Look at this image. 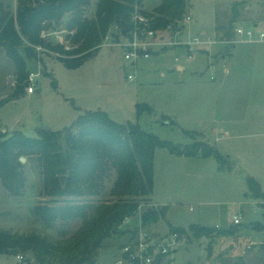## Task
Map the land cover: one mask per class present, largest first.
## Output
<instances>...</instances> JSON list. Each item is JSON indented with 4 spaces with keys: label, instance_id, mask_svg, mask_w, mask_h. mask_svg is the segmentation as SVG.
Wrapping results in <instances>:
<instances>
[{
    "label": "rangeland",
    "instance_id": "obj_1",
    "mask_svg": "<svg viewBox=\"0 0 264 264\" xmlns=\"http://www.w3.org/2000/svg\"><path fill=\"white\" fill-rule=\"evenodd\" d=\"M17 2L0 0L13 18ZM96 2L89 0L86 8L85 15L90 19L94 17ZM188 2L186 13L190 14L191 21L184 24L176 37L171 33L164 35L182 45L194 38L212 42L205 46L206 49L196 52L192 59L186 57L182 47L174 46L147 60H139L134 68L130 67L124 61L122 48L117 47L121 39L119 29L112 26L95 55L80 67L67 69L60 61L71 58L72 49L67 39L70 35L62 26L68 18L65 15L61 19L62 25L42 34V38L52 46H61V51L36 48V60L28 63L30 73L36 75L33 93L27 91L28 74L24 94L0 107V144L8 140L14 131L38 138L36 132L41 127L58 132L72 125L85 112L100 111L119 125L137 124L160 140L183 147L205 141L222 157L224 167L218 174L209 166L199 167L196 162L187 169H183L185 166L181 164L170 165L164 159L165 156L171 158L170 153L158 148L156 170L160 171V180L164 178L159 193L168 197L156 206L151 200L143 201L138 214L122 224L121 232L104 241L98 256L99 264L113 263L125 241L138 235L140 212L158 207H164L167 213L164 219L141 228L149 237L160 238L171 233L173 227L184 229L190 236L189 239L184 236L180 249L172 258L163 259L161 264H236L247 250L245 258L254 263L259 247L264 243V231L251 226L254 222L263 221L259 204L264 200L252 199L245 194L246 176L254 177L264 194V127L243 130L233 139L223 132L218 136L219 143L214 142L211 134V129L218 127V122L226 116V97L224 100L220 97V104L216 98L218 87L224 83L219 77L224 65L231 70V76L226 80L231 87L230 97L227 98L233 108L228 112L230 117L243 120L256 110L264 112V42H253L234 32L236 27L244 31L250 29L254 32L253 38L264 33V0ZM234 5L239 19L234 22L230 42L216 40L215 14L226 23L231 19L230 11ZM152 6V1L147 0L143 9L150 12ZM231 44L232 47H229ZM227 50L234 56L223 60L221 56ZM175 66H182L184 71L179 72ZM129 74L135 77L133 82L127 80ZM211 76L213 80H210ZM14 84V65L0 48V101L14 91ZM242 84L244 86H240ZM137 104L148 106L150 112L137 115ZM225 144L229 146L230 153L223 149ZM20 158L24 159L21 172L25 188L19 197H13L0 183V229L11 234L36 233L51 240H61L59 223L46 228L32 216L31 208L48 200L43 194L42 168L35 156ZM232 166L236 170H228ZM164 170H169L166 178ZM113 180L111 175L105 181L103 194L95 198V202L115 200L108 195ZM237 214L240 215V224L232 234H225ZM190 224L217 230L212 235L196 239L188 232ZM77 225L76 222L68 226V231L74 232ZM24 257L26 260L18 262L15 255L0 254V264L32 263L30 256Z\"/></svg>",
    "mask_w": 264,
    "mask_h": 264
},
{
    "label": "trees",
    "instance_id": "obj_2",
    "mask_svg": "<svg viewBox=\"0 0 264 264\" xmlns=\"http://www.w3.org/2000/svg\"><path fill=\"white\" fill-rule=\"evenodd\" d=\"M144 1L97 0L92 19L85 15L89 0H18L15 18L0 3V48L13 63L15 71V89L0 101V107L24 94L30 73L28 63L36 60V48L61 51V46H52L42 34L62 25L61 19L65 15L68 18L62 26L70 35L67 39L72 49L71 58L60 61L72 70L96 54L112 26L118 27V36H126L127 32L120 33L121 22L131 30L130 17L135 11L147 19L149 30L162 32L167 28L177 29L189 5L188 0H150L153 6L147 12L143 9ZM215 17V39L230 42L234 22L239 19L235 5L231 7L228 22H221L217 13ZM136 27L143 28L139 24ZM229 53L227 50L223 55ZM145 111L150 112L148 106L137 104V115ZM37 135L38 138H30L14 131L0 144V183L4 189L13 197L22 194L25 179L19 159L35 156L42 168L43 194L48 200L33 206L31 214L46 228L60 224L61 240H51L36 233L11 234L0 229V254L21 255L24 259V256H30L31 264H99L98 256L104 241L118 235L125 220L138 214L143 201H150L156 149L183 157L212 156L219 168L224 167L222 157L205 141L183 147L160 140L137 124L119 125L100 111L85 112L72 125L58 132L42 130ZM111 175L114 182L108 195L115 200L95 202V198L103 194L105 181ZM245 194L252 199L264 200L260 184L254 177L246 176ZM259 206L263 221L251 226L264 231V202ZM140 213V226L144 228L164 219L167 212L164 207H158ZM76 222V229L70 233L67 227ZM235 227L224 233L232 234ZM216 230L197 224L188 226V232L196 239L212 235ZM173 232L190 238L184 229L173 227ZM256 258L250 263L248 258L240 257L236 264H264V243Z\"/></svg>",
    "mask_w": 264,
    "mask_h": 264
},
{
    "label": "built area",
    "instance_id": "obj_3",
    "mask_svg": "<svg viewBox=\"0 0 264 264\" xmlns=\"http://www.w3.org/2000/svg\"><path fill=\"white\" fill-rule=\"evenodd\" d=\"M133 28L128 29L126 36H121L117 47L122 48L124 61L128 66L135 67L136 63L141 59H149L153 54L162 52L163 49L168 47L180 46L185 50L186 57L192 59L196 52L200 49H206L205 46L212 44L210 40L202 42L198 39H193L184 45L178 43L172 38H166V35L171 33L173 37L179 35L182 31L184 24L191 21L190 14H185L183 21L177 26V29L167 28L165 31L156 32L147 28V19L140 15L137 11L130 17ZM137 24L142 25L143 28L136 27ZM234 32L237 36L247 37L253 42H264V33H259L257 38L254 37V32L248 29L244 31L240 27H236ZM242 42V39H240ZM216 43L215 41L213 42ZM177 61V59H176ZM124 67V66H123ZM36 75L29 73L27 91L33 93V85ZM214 78L211 76L210 80ZM129 82H133L135 77L131 74L127 76ZM128 220V219H126ZM240 224V215L237 214L232 218V226ZM183 243V237L178 233L173 232L166 234L160 238L154 239L148 236L141 227L138 235L125 242L121 247L118 257L110 264H161L163 259L172 258L174 254L180 249ZM18 262L24 261L23 256H16Z\"/></svg>",
    "mask_w": 264,
    "mask_h": 264
},
{
    "label": "crops",
    "instance_id": "obj_4",
    "mask_svg": "<svg viewBox=\"0 0 264 264\" xmlns=\"http://www.w3.org/2000/svg\"><path fill=\"white\" fill-rule=\"evenodd\" d=\"M200 34L205 35V33H203V32H201ZM157 54H159V53H155L153 55H157ZM233 56H234V53L230 52L228 55L222 54L221 57L223 60H225V57L232 59ZM123 66L124 65H122L121 67H123ZM175 67H176V70H178L179 72L184 71V68L182 66H175ZM242 75H244V74H242ZM230 76H231V70L226 65H224L221 68V73L219 74V77H220V80L224 83L226 82V84L223 83V86L218 87V90H217L218 95L216 98H218L217 103L219 102V104H220V102L222 103V100H224L226 97V99H225L226 101L224 102V108H226V110L224 112L226 113V116L222 117L221 120L218 122V125H219L218 127H214L211 129L212 130L211 134H212V137H214L215 143L220 142V138L218 136L221 135L223 132L227 135V137H230L233 139L236 136H238V133L242 132L243 130H251L254 128L259 129V128L264 127V112L261 111V109H260V111L256 110L254 112H251L252 113L250 115L251 117L249 116L248 118H245L243 120H237L236 118L233 119L232 117H230L228 112H231L230 108H232V106H231L229 99H227V98L230 94L229 92L231 90V87L228 85V81H226L227 79L230 78ZM243 80H244V78H243ZM240 86H244V84H242ZM245 86L247 89V85H245ZM220 97L223 99L221 100ZM220 108H221V106H220ZM165 124H169V122H166ZM224 146H225V148H223V147L222 148L226 149L225 151L230 153V151H229L230 148H228L229 146L227 144H225ZM157 150L158 149L155 150L154 160H153V164H154V169H153L154 187H153V192H152L151 198H150L151 203L154 204L155 206L157 204L159 205V201L163 202V200H166L165 198L168 197L165 195L163 196V194L161 195L159 193V186H160V184L164 178H162V180H160V171L156 170L155 156H156ZM226 152H225V155L227 154ZM170 155H171L170 156L171 158H167L166 156L164 158L166 160V162L170 165L181 164L182 166H185V167H183V169H185V168L187 169V167L189 165H193L194 162H196L197 164L200 165L199 167H201V168H205V167L208 168V166H209L211 168V170L217 172L218 174L220 172H222L221 168H219V164L216 162V160L212 156L202 158L200 156L183 157V156H176L173 154H170ZM226 157H229L228 154L226 155ZM228 170H236V167L232 166V168H229ZM168 172H169V170H164L163 174L165 175V178L167 177ZM162 206H164V205H162ZM125 242H127V241H125Z\"/></svg>",
    "mask_w": 264,
    "mask_h": 264
},
{
    "label": "water",
    "instance_id": "obj_5",
    "mask_svg": "<svg viewBox=\"0 0 264 264\" xmlns=\"http://www.w3.org/2000/svg\"><path fill=\"white\" fill-rule=\"evenodd\" d=\"M127 31H128V26H127V24H126L125 22L122 21V22H121V25H120V33H121V34H124V33H126ZM202 35H203V34H202ZM42 130H43V131H49V128L41 127L40 129L37 130L36 134H39ZM19 161L22 163V162L24 161V159L20 158ZM63 181H64V177L61 176V177H60V182L63 183ZM247 253H248V250L245 252L244 258H245V256H246Z\"/></svg>",
    "mask_w": 264,
    "mask_h": 264
}]
</instances>
